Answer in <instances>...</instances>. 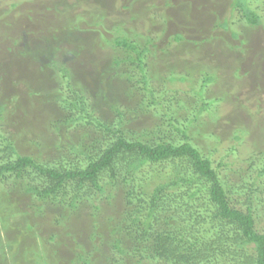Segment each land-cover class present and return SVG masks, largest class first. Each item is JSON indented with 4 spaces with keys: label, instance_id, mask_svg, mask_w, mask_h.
<instances>
[{
    "label": "rangeland",
    "instance_id": "374dc122",
    "mask_svg": "<svg viewBox=\"0 0 264 264\" xmlns=\"http://www.w3.org/2000/svg\"><path fill=\"white\" fill-rule=\"evenodd\" d=\"M246 3L260 24H248L233 0H0V106L6 110L0 134L16 141L22 155L38 161L77 145L85 129L64 124L72 112L59 97L76 90L94 116H116L112 108L122 103L121 94L132 84L127 75L137 82L141 72L137 64L116 68L112 62L139 59L141 54L151 85L167 86L162 91L183 100L190 115L199 100L193 90L200 91L207 76L215 78L202 91L215 104L202 115V127L197 123L189 134L215 167L221 161L227 165L222 180L236 190L264 168V0ZM178 34L185 38L182 42H176ZM119 36L139 51L117 47ZM53 64L70 71L78 84ZM174 77L186 80L169 83ZM151 113L135 125L154 127L160 119ZM258 184L263 191L256 192L260 203L254 210L264 229V175ZM8 195L21 213L9 216L13 228H4L0 221V264H37L43 254L49 256L48 264H81L77 255L89 253L77 250L79 243L89 252L104 242L100 250H106L111 239L108 218L117 211L107 199L96 202L100 211L88 206L83 217L67 221L60 209L37 215L32 206L40 205L38 201L20 192ZM0 218L5 219L1 210ZM29 221L33 231L26 229ZM51 236L54 241L49 242ZM42 245L47 249L40 254ZM101 251L93 250L94 264L106 263Z\"/></svg>",
    "mask_w": 264,
    "mask_h": 264
},
{
    "label": "trees",
    "instance_id": "16d2710c",
    "mask_svg": "<svg viewBox=\"0 0 264 264\" xmlns=\"http://www.w3.org/2000/svg\"><path fill=\"white\" fill-rule=\"evenodd\" d=\"M233 1L234 9L243 13L248 24H260L259 16L247 7V0ZM184 39L181 34L175 37L176 42ZM114 42L119 48L139 51L126 37L119 36ZM140 55L139 59L127 57L112 62L116 68L137 64L141 72L137 82L127 75L132 84L126 85L121 94L125 109L119 108L121 104L113 106L111 113L116 116H94L88 111L86 97L76 90L67 98L59 97L72 112L64 124L85 129L84 139L77 145L58 149L61 154L38 161L32 155H22L16 141L0 134V189L6 191L4 196L0 194L3 227L13 228L15 223L8 221L9 216L21 213L13 208L15 201L8 194L20 192L38 201L40 205L32 206L37 215L60 209L67 221L83 217L88 206L100 211L96 202L104 198L117 210L108 218L111 239H105L104 251L100 250L104 242L95 244L89 252L79 243L77 250L89 253L77 255L81 264H94L93 250L101 251L105 264H264V229L254 210L259 201L256 192L263 191L258 180L264 168L251 182L235 190L233 184L222 180L221 171L227 165L221 161L215 167L189 134L197 123L202 127V115L215 104L205 100L202 92L215 78L207 76L201 92L193 90L199 100L197 110L190 115L183 100L173 92L162 91L167 86L158 89L151 85ZM52 66L68 81H74L70 71ZM169 80L177 83L186 78ZM151 112L160 119L154 127L135 125ZM5 115L4 106H0V121ZM12 209L16 212H10ZM55 217L59 219L57 214ZM26 229L35 228L29 221ZM95 232L90 231L92 239ZM52 241L53 236L49 239ZM45 249L42 245L40 254ZM48 258L43 254L37 264H48Z\"/></svg>",
    "mask_w": 264,
    "mask_h": 264
}]
</instances>
